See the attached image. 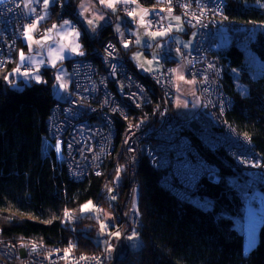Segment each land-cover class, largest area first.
<instances>
[{
	"label": "trees",
	"instance_id": "1",
	"mask_svg": "<svg viewBox=\"0 0 264 264\" xmlns=\"http://www.w3.org/2000/svg\"><path fill=\"white\" fill-rule=\"evenodd\" d=\"M137 1L147 8H166L172 0ZM56 12L57 5L54 15ZM220 19L221 27L232 38V43L220 46L218 52L223 69L219 87L230 104L222 121L251 142L264 164V69L259 72L258 65L246 53L250 50L264 64V0H224ZM117 39L108 26L99 31L96 39L83 35L81 41L83 50L88 51L93 43L102 45ZM15 67L12 62L0 71L3 238L12 242L31 239L76 254L97 253L100 245L94 238L99 223L90 217L80 218L81 208L93 202L103 211L120 216L118 224H122L133 187L122 147L124 123L116 121L115 145L101 164V173L82 182L74 181L66 163L53 151L48 152L46 144L49 117L58 102L53 91L54 70H43L41 83L14 88L5 77ZM196 143L200 154L218 169L219 179L202 178L191 197L182 198L163 187V171L148 159L143 160L135 198L141 248L131 253L124 264H264V188L257 208L263 209L261 223L258 232L255 230L253 248L247 253L245 224L242 222L241 233L234 219H243L247 208H256L245 205L244 190L241 193L231 182L237 177L231 168L233 158L223 148L211 149ZM240 181L245 183L243 178ZM195 198L208 201L210 208L193 202ZM125 231L129 233L131 228Z\"/></svg>",
	"mask_w": 264,
	"mask_h": 264
},
{
	"label": "built area",
	"instance_id": "2",
	"mask_svg": "<svg viewBox=\"0 0 264 264\" xmlns=\"http://www.w3.org/2000/svg\"><path fill=\"white\" fill-rule=\"evenodd\" d=\"M79 1L58 0L55 14L58 22L71 21V28L76 31L81 29L75 10ZM119 4L125 16L135 7L148 10L149 29L169 31L171 38L172 30L166 21L171 14H177L197 32L192 49L185 51L175 41H170L169 47L171 51L179 50L186 75L198 83L200 105L186 118L171 111L176 95L175 67L166 63L162 71L150 75L140 71L131 60L130 35L123 34L116 42L93 43L83 55L75 56L68 67L69 95L54 105L49 117L48 152L53 151L66 163L74 181L97 176L114 148L116 121L123 122L122 145L129 149L133 184L126 216L122 224L104 235L105 247L100 246L97 253L91 254L60 250L31 239L7 241L0 229V264H111L113 251L109 252V246H115L120 238L116 239L112 233H123L126 227L136 229L141 224L135 211V198L143 160L148 159L163 171V184L178 197L192 195L204 177L212 181L219 179L218 169L200 154L196 142L212 149L223 148L233 158L231 168L247 184L242 193L245 205L259 206L263 197L264 164L251 142L222 121L229 107V99L219 87L223 74L218 52L224 0H172L166 8H147L137 0L127 3L121 0ZM42 14L40 2L31 12L24 0L0 2V71L13 62L16 48L27 39ZM125 43L129 44L128 48L124 47ZM214 70L219 72L213 73ZM28 71V66L19 68L20 74L26 75ZM214 91L225 101L224 106H214Z\"/></svg>",
	"mask_w": 264,
	"mask_h": 264
},
{
	"label": "crops",
	"instance_id": "3",
	"mask_svg": "<svg viewBox=\"0 0 264 264\" xmlns=\"http://www.w3.org/2000/svg\"><path fill=\"white\" fill-rule=\"evenodd\" d=\"M27 0L28 7L32 11L33 7L37 2L42 4L43 14L39 20L35 22V27L29 32L27 39L21 43L16 52L14 53V60L16 67L20 68L22 66L29 67V73L23 77L14 71L9 75V80H11V85L14 88H21L24 85H29L36 82L35 76H39L42 80V72L45 69L54 70L56 81L60 80L61 86L58 89L56 94V99L58 101H65L69 95L70 91V75L68 71L70 61L77 55L79 52H83V46L81 38L82 36H87L89 39L94 40L97 38L99 31L104 28L111 26L113 33L118 38L123 35L125 30H150L148 28V17L150 12L148 10L135 7L131 15L125 16L122 15L119 11V2L115 4V8L106 7L104 4H101L99 0H80L76 5V15L81 23V29L78 31L80 36L75 37L74 33L76 30L71 28V25H64L62 22H58L55 19L54 7L57 5L58 0H52V3L47 7L44 3V0ZM31 3H34L33 5ZM84 5L82 8L81 5ZM87 9V10H85ZM100 17H103L102 19ZM141 17H143V23H141ZM178 18V17H176ZM88 19H92L94 23L89 25L87 23ZM180 19V18H178ZM168 20V19H167ZM181 25L177 23L173 24L168 20V23L171 25L172 30H176L179 26H182L183 29L180 30V34L184 35V41L189 44V48H185L181 43L176 41L175 35L176 31L171 38L167 32H162L163 35L157 41L161 42L162 47L168 48L167 52L164 53L161 57V51L158 53V62L155 63V67L151 70V73L160 72L164 69L166 63H171L175 66V100L173 105L174 112L182 117L186 118L192 115L198 107V100L196 97V85L190 80L185 74V68L182 64L178 62L180 58L179 50L174 49L171 51L169 47L170 41H175L176 44L183 50H190L194 47L196 36L190 39V36L195 32L194 29L187 26L180 19ZM124 23L127 24L130 28L124 26ZM55 26V27H53ZM119 29V31H117ZM119 32V33H118ZM159 33V32H158ZM133 41L135 43V36ZM36 41H40L37 44ZM79 45L77 51H70V47ZM155 44V43H154ZM136 45L133 46V51L131 52L132 63L142 72H145V68L135 56L134 52L136 50ZM23 52L27 59L21 61L20 53ZM177 54V57L172 55ZM63 57V58H61ZM183 77V79H181ZM59 78V79H58ZM54 91V90H53ZM55 95V94H54ZM255 241V240H254Z\"/></svg>",
	"mask_w": 264,
	"mask_h": 264
},
{
	"label": "rangeland",
	"instance_id": "4",
	"mask_svg": "<svg viewBox=\"0 0 264 264\" xmlns=\"http://www.w3.org/2000/svg\"><path fill=\"white\" fill-rule=\"evenodd\" d=\"M35 2H37V0ZM24 3L26 5V8H27L28 12H31L30 11V8L28 7L27 0H24ZM51 3H52V0L47 5V7H49ZM31 4L33 5L34 3H31ZM153 8H157V7H153ZM139 9H140V7H139ZM122 15H124V14H122ZM176 17L179 18V16L177 14H171V15H168L166 17L167 24L170 27H171V25H170V23H168V20L172 23V25L174 23L175 24L177 23L178 25H181V23L179 22L180 19H177ZM182 22L185 23L183 20H182ZM124 26L127 27V28H130L125 23H124ZM148 28H149V26H148ZM182 29H183V27L182 26H179V28L175 30L176 31L175 39H176L177 42L179 41L181 43V45L183 44L182 45L183 47L189 48L190 47L189 44H187V46L185 44L186 42L184 41V38H185L184 35H182V34L179 33L180 30H182ZM175 31L172 30V34L173 35H174ZM125 32H127V33H124V34L130 35L131 37L132 36H135V39H136L135 40V43L132 40L130 42V45L132 46V51H133L134 44L136 45L137 48L134 51V52H136L135 53V56L143 64L144 68L146 69L145 72L148 73V75L157 73V72L151 73V70L154 69L155 63L158 62V53H159V50H162L161 51V57L168 50V48L162 47L160 41L155 42L160 37H162V35H159V33H162V32H159L158 33V31H152V30H130V29L125 30ZM164 32H167L169 35L171 34L169 31H164ZM154 34H157V35H154ZM119 35L120 34H117V36H119ZM221 35H222L221 36V40H220L221 41V43H220L221 46L226 47V46H228V45H230L232 43V38L230 37V33H229V31L226 28L221 27ZM194 36H196V32H193V34L190 36V39H192V37H194ZM121 37H122V35L119 38H121ZM132 39H133V37H132ZM137 41H140V43H137ZM246 53H247L248 56H251V59L253 61L252 63L257 64L258 67L260 68L259 69V72H261V70L264 69V64H260L262 62L259 61L258 58H257V56L255 54L251 53L250 50L247 49L246 50ZM172 56L177 57V54H174ZM149 61H151V63H149ZM178 62L184 66V64L181 62V58H179ZM165 63H168V62H165ZM215 71L216 72H219V70H214L213 73ZM215 75H217V74H215ZM36 76H35V78H36ZM188 78L190 80H192L195 83V85H196V93H197L196 94V97H197V100H198V107H199V105H200V96H199L200 89L198 88V83L195 80H193L192 78H190V77H188ZM41 82H42V80L40 78L39 81L36 79V82L35 83H41ZM60 87H61V81L60 80L55 81V84L53 86V90H54L55 96H56V94L58 92V89ZM211 93H213V91H211ZM214 93H215L214 94V98H213L214 102H212V103H214V106H216V107H219V106L222 107V106H224L225 101L222 98H220V95H218V91H214ZM173 105H174V102H173L172 108H171V111L174 112ZM229 106H230V104H229ZM198 107H197V109H198ZM196 110H195V112H196ZM230 130H232V128ZM232 131H234V130H232ZM241 137H243V136H241ZM97 145L99 146L100 144L97 143ZM122 147L124 148V153L126 155V160L128 162L129 172H130L131 171V167H130V162H129V160H130L129 159V156H130L129 155V149H127V146L125 147L124 145H122ZM129 175H130V173H129ZM240 179H241V177H238L237 176L231 182L242 193V189L244 190L245 187L247 186V184L241 182ZM161 183H162L163 187H165V185L163 184V181L162 180H161ZM189 197H191V195H187L186 196V198H189ZM195 199H196L195 201H194V199L192 201L195 202V203H197L198 205H200L202 207H205L206 209H209L210 208V204H209L208 201H206V200H199L197 198H195ZM85 205H88V207L85 208L84 207ZM262 207L264 208V202L262 204ZM262 207L260 209H257V208L256 209H248L247 208L246 215H245V217L243 219H241V218H235L234 219L235 220V227L241 233H242V229H241L242 228V222L245 224V229H244L243 232H244V237H245V239H244V241H245V252H247V253L250 252V250L253 248L254 240L257 238V236H255V230H256V232H258L259 225L261 223L260 216H261V213H262V210H263ZM81 217L82 218L90 217L91 219H93V220H95V221H97L99 223L98 231H97V236L94 239L103 248L105 247V239L103 238L104 235L109 234L110 232H112V228H114L118 224V222L122 219L120 216H113V214H111L109 212L103 211L102 209H100L99 207H97L93 202L85 203L82 206L80 218ZM102 224L106 226L103 231L101 230V225ZM121 235H122V233H121ZM121 235L119 237H121ZM132 236H135V238L129 239V237H132ZM114 237L116 239L119 238V237H117L115 235H114ZM126 238H127L128 245H129V247L131 249V253H137V252H139V250L141 248V236L139 235V233H137V230L135 228H132L131 231L127 234ZM113 247H114V245H110L109 246V252L110 253H112Z\"/></svg>",
	"mask_w": 264,
	"mask_h": 264
},
{
	"label": "snow or ice",
	"instance_id": "5",
	"mask_svg": "<svg viewBox=\"0 0 264 264\" xmlns=\"http://www.w3.org/2000/svg\"><path fill=\"white\" fill-rule=\"evenodd\" d=\"M0 2H2V0H0ZM51 2V0H44V3H45V5L47 6L49 3ZM99 2L101 3V4H104L106 7H109V8H115V4L116 3H118V2H121V0H99ZM122 2H125V3H127L128 2V0H122ZM133 2H134V0H133ZM81 7L83 8L84 7V5L82 4L81 5ZM85 10H87V9H85ZM130 15H131V13H130ZM101 19L103 18V17H100ZM178 19V18H177ZM64 25H71V21H68V20H65L64 22ZM87 23L89 24V25H92L93 23H94V21L92 20V19H88L87 20ZM141 23H143V17H141ZM33 28L35 27V25H33L32 26ZM53 27H55V26H53ZM31 30V29H30ZM117 31H119V29H117ZM74 35H75V37H79L80 36V33L78 32V31H76L75 33H74ZM154 35H157V34H154ZM159 35H163V33H159ZM37 42V44H39L40 43V41H36ZM137 43H140V41H137ZM111 47H114L113 45H109V48H111ZM124 47L125 48H128L129 47V44L128 43H125L124 44ZM78 48H79V45L78 44H76L75 46H72V47H70V51H77L78 50ZM79 54L80 55H83L84 53L81 51V52H79ZM110 55H111V53H109ZM20 58H21V61H24L25 59H27V57L25 56V54L23 53V52H21L20 53ZM61 58H63V57H61ZM149 63H151V61H149ZM141 66H143V65H141ZM15 73H18L19 72V68H17V69H14L13 70ZM9 75H11V74H9ZM5 79H9V77H5ZM36 79L39 81L40 80V77L39 76H36ZM59 79V78H58ZM181 79H183V77H181ZM9 82L11 83V80H9ZM62 87L64 86V85H61ZM114 198V197H113ZM85 208H87L88 207V205H85L84 206ZM105 225H101V230L103 231L104 229H105ZM113 235H115V236H117V237H119L120 235H121V233L120 232H115V233H112ZM133 238H135V236H132V237H129V239H133ZM93 259H95V258H93ZM101 264H102V262H101Z\"/></svg>",
	"mask_w": 264,
	"mask_h": 264
},
{
	"label": "water",
	"instance_id": "6",
	"mask_svg": "<svg viewBox=\"0 0 264 264\" xmlns=\"http://www.w3.org/2000/svg\"><path fill=\"white\" fill-rule=\"evenodd\" d=\"M128 231H124L121 237L116 241L112 253L111 264H123L127 261L131 254V249L127 242Z\"/></svg>",
	"mask_w": 264,
	"mask_h": 264
},
{
	"label": "bare ground",
	"instance_id": "7",
	"mask_svg": "<svg viewBox=\"0 0 264 264\" xmlns=\"http://www.w3.org/2000/svg\"><path fill=\"white\" fill-rule=\"evenodd\" d=\"M77 4H78V3H77ZM77 4H76V5H77ZM16 50H17V48H16ZM16 50H15V52H16ZM15 52H14V53H15ZM28 73H29V71H28ZM28 73H27V74H28ZM19 74H20V73H19ZM27 74H26V75H27ZM20 75H22L23 77L26 76L25 73H23V72H22V74H20ZM69 176H70V175H69ZM84 180H85V179H78L79 182H82V181H84Z\"/></svg>",
	"mask_w": 264,
	"mask_h": 264
}]
</instances>
